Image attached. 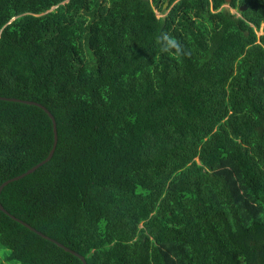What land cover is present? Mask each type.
I'll use <instances>...</instances> for the list:
<instances>
[{
	"label": "trees",
	"instance_id": "1",
	"mask_svg": "<svg viewBox=\"0 0 264 264\" xmlns=\"http://www.w3.org/2000/svg\"><path fill=\"white\" fill-rule=\"evenodd\" d=\"M165 1L0 0V97L56 130L0 205L85 264H264V0ZM51 143L0 100V183ZM1 250L81 264L2 212Z\"/></svg>",
	"mask_w": 264,
	"mask_h": 264
},
{
	"label": "water",
	"instance_id": "2",
	"mask_svg": "<svg viewBox=\"0 0 264 264\" xmlns=\"http://www.w3.org/2000/svg\"><path fill=\"white\" fill-rule=\"evenodd\" d=\"M225 3H228L229 0H224ZM167 6V0L162 4L161 9H165ZM239 10H243V7H240ZM0 100L2 101H9V102H16V103H22V104H26V105H32V106H36L38 108H40L48 117V119L50 120L51 123V132H52V143H51V147L49 149V151L47 152L45 158L43 160H41L40 162H38L37 164H35L34 166L30 167L29 169H27L25 172L14 176L10 179H7L5 181H3L2 183H0V190L9 182L18 180L22 177H24L25 175L33 172L36 168H38L39 166H41L42 164H44L45 162H47L51 156L52 153L54 151L55 148V144H56V130H55V123L53 120V117L49 114V112L43 108L42 106H40L37 103L31 102V101H23V100H17V99H12V98H4V97H0ZM0 212H2L3 214H5L6 216H8L10 219H12L13 221L19 223L20 225L24 226L25 228H27L28 230L32 231L33 233H35L36 235L40 236L41 238L48 240L50 242H52L53 244H55L57 247L61 248L63 251L68 252L70 254H72L73 256H75L80 262L81 264H85V261L83 259V257L79 256L78 254H76L75 252L70 251L69 249H67L66 247H63L61 244L55 242L54 240L40 234L39 232H37L36 230H34L33 228H31L30 226H28L26 223L20 221L19 219L14 218L13 216L9 215L0 205Z\"/></svg>",
	"mask_w": 264,
	"mask_h": 264
},
{
	"label": "clouds",
	"instance_id": "3",
	"mask_svg": "<svg viewBox=\"0 0 264 264\" xmlns=\"http://www.w3.org/2000/svg\"><path fill=\"white\" fill-rule=\"evenodd\" d=\"M157 40L162 45V51L164 53H170L176 60L182 62L184 57L190 55L181 42L169 33H161V35L157 37Z\"/></svg>",
	"mask_w": 264,
	"mask_h": 264
},
{
	"label": "rangeland",
	"instance_id": "4",
	"mask_svg": "<svg viewBox=\"0 0 264 264\" xmlns=\"http://www.w3.org/2000/svg\"><path fill=\"white\" fill-rule=\"evenodd\" d=\"M225 9H227L230 13H232V14H235L236 16L238 15L237 13H236V10H234V9H230L227 5H224L223 6ZM154 14L156 15V17H160V16H162L160 13H158L156 10H154ZM260 33L258 32L257 33V35H259ZM1 254H3V255H8V250H1L0 251V255ZM0 262L2 263V264H18V263H12V262H4L3 260H0Z\"/></svg>",
	"mask_w": 264,
	"mask_h": 264
}]
</instances>
